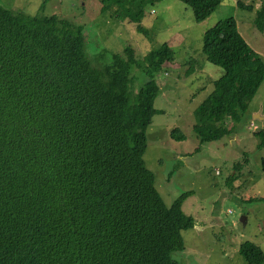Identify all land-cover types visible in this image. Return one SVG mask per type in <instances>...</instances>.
I'll list each match as a JSON object with an SVG mask.
<instances>
[{
	"label": "trees",
	"instance_id": "16d2710c",
	"mask_svg": "<svg viewBox=\"0 0 264 264\" xmlns=\"http://www.w3.org/2000/svg\"><path fill=\"white\" fill-rule=\"evenodd\" d=\"M159 1L102 0V11L146 33L145 10ZM181 1L198 22L221 2ZM238 5L255 9L264 31V0ZM83 32L56 14L0 4V264H181L172 253L184 249L181 231L195 226L182 210L189 192L167 206L143 159L156 112L153 78L172 49L162 42L138 58L128 45L97 68ZM202 50L222 70L194 110L204 143L229 134L226 120L246 113L264 82V60L232 16L206 30ZM135 66L146 77L139 89ZM239 254L264 264L252 241Z\"/></svg>",
	"mask_w": 264,
	"mask_h": 264
},
{
	"label": "rangeland",
	"instance_id": "374dc122",
	"mask_svg": "<svg viewBox=\"0 0 264 264\" xmlns=\"http://www.w3.org/2000/svg\"><path fill=\"white\" fill-rule=\"evenodd\" d=\"M243 1L255 8L261 5V0ZM0 4L28 14H56L82 25L85 52L97 68L128 45L142 58L166 42L174 57L162 63L153 78L156 112L146 129L143 159L167 206L189 192L182 210L195 218V226L181 231L184 249L174 251L172 258L181 264H247L239 254L241 243L252 241L264 250V147L259 145L264 134V82L243 117L226 120L227 127L233 126L229 134L202 143L194 129L198 123L194 110L222 72L202 50L206 30L234 17L264 60V31L254 25L255 9L241 8L238 0H221L198 22L183 1L161 0L146 8L141 24L147 29L140 33L137 24L113 17L111 10L103 12L102 0H0ZM132 75L134 88L139 89L146 77L137 66ZM173 129L183 136L171 137Z\"/></svg>",
	"mask_w": 264,
	"mask_h": 264
}]
</instances>
